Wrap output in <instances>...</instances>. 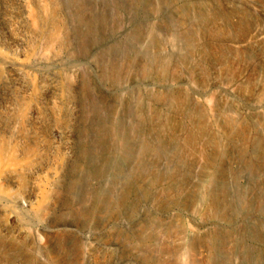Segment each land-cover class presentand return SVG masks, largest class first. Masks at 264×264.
Wrapping results in <instances>:
<instances>
[{
  "label": "bare ground",
  "instance_id": "bare-ground-1",
  "mask_svg": "<svg viewBox=\"0 0 264 264\" xmlns=\"http://www.w3.org/2000/svg\"><path fill=\"white\" fill-rule=\"evenodd\" d=\"M15 1L26 38L20 56L0 47V91L5 93L0 101V170L14 185L31 177L35 191L26 200L0 194L2 213L14 202L21 211L10 210L8 217L31 215L44 221L46 229L64 220L59 212L73 206L77 217L102 218L118 211V198L127 208L174 199L181 195L179 182L190 181L201 168L226 221L213 236L212 264H264V192L251 193L228 178L233 157L254 175L252 154L258 143L244 147L230 135L223 142L207 122L218 113L229 114L232 106L211 107L208 101V107L197 97L204 98L205 90L193 79L196 69L209 66L204 48L222 45L213 25L217 14L198 7L185 20L180 0L151 5L125 0L122 17L118 0H108L109 11L105 0ZM10 4L0 0V12ZM254 28L252 38L260 39L264 31L258 24ZM220 59L210 66L219 67ZM4 67L13 68L16 79ZM136 88H142L144 111L137 122L128 99L118 109V93L132 97ZM99 89L113 98L112 105L98 99ZM256 103L263 104V98ZM176 106L180 111L171 112ZM229 121L234 129L235 118L229 116ZM177 125L181 134L173 131ZM44 126L62 146L46 137ZM198 156L204 163L198 165ZM121 182L126 193L118 196ZM25 203L28 208L22 209ZM255 207L258 215L252 214ZM238 217L241 225L234 221ZM234 226L240 227L238 238L228 231ZM25 264L37 263L29 258Z\"/></svg>",
  "mask_w": 264,
  "mask_h": 264
},
{
  "label": "rangeland",
  "instance_id": "rangeland-1",
  "mask_svg": "<svg viewBox=\"0 0 264 264\" xmlns=\"http://www.w3.org/2000/svg\"><path fill=\"white\" fill-rule=\"evenodd\" d=\"M145 1L150 5L158 3V0ZM180 1L178 7L182 6L187 11L185 20L196 14L199 8L217 14L213 25L218 29L222 45L204 48L209 66L196 69L193 79L206 95L204 98L197 97L208 107L232 106L233 111L229 114L218 113L207 122L223 142H226L228 135L234 143L243 141L244 147L257 141V150L252 154V159L257 163L253 167L254 175L244 171L242 160L233 157L228 178L235 186L248 188L251 193L264 192V103H256L259 97L264 101V34L260 39L252 38L256 24L264 31V0ZM105 4L109 11V1L105 0ZM124 5L125 0H118L119 17H122ZM17 14L15 0H11L7 10L0 12V47L20 56L25 49L22 43L26 34H22L25 30L18 25ZM11 22L15 23L13 27ZM122 43L119 40L118 46ZM18 45H22L21 48ZM218 59L220 66L212 68L210 64ZM3 70L10 78L16 79L13 68L4 67ZM240 80L243 83H239ZM141 89H134L132 97L131 93H118V109L120 102L128 99L135 122L140 119L139 113L144 112L140 107ZM97 94L100 101L112 105L113 98L104 89ZM4 97L5 93L1 90L0 101ZM94 98L97 99V96ZM208 101H211L210 105ZM169 109L171 112L176 109L180 111L177 106ZM229 116L235 118L234 129H230ZM43 128L48 139L62 146L60 138L55 137L47 126ZM173 131L181 134L179 125ZM209 157L206 156V159L209 160ZM196 160L199 165L203 157L198 156ZM195 172L190 181L179 182L178 192L181 195L174 199L159 198L152 204L139 203L134 208H127L118 198V211L102 218L90 214L83 219L77 217L78 209L73 206L59 212L64 214V220L54 222L52 229H46L44 221L31 215L27 219L8 217L10 210L21 211L18 204H7V213H2L4 205L0 204V264H25L29 258H34L37 264H212L211 252L216 242L213 236L215 231H221L220 227H225L226 221L221 219L224 217L218 209L215 194H209L203 169ZM32 187L31 177H23L19 184L14 185L9 174L0 170V194L26 200L35 191ZM173 192V188H169L168 193ZM118 193V196L126 193L125 182L118 183ZM21 206L22 209L28 208L27 203ZM242 206L246 208L245 204ZM257 207L252 214H259ZM92 208L93 204L90 203L89 213ZM261 218L264 219V216ZM234 221L237 225L242 224L239 217ZM236 228L234 226L228 230L233 238H238L241 233L240 227ZM259 247L262 248L261 245ZM217 260L220 263L221 258Z\"/></svg>",
  "mask_w": 264,
  "mask_h": 264
}]
</instances>
